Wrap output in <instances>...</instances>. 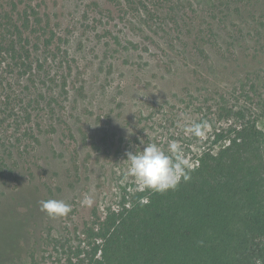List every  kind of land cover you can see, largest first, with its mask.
Returning a JSON list of instances; mask_svg holds the SVG:
<instances>
[{"label": "rangeland", "instance_id": "374dc122", "mask_svg": "<svg viewBox=\"0 0 264 264\" xmlns=\"http://www.w3.org/2000/svg\"><path fill=\"white\" fill-rule=\"evenodd\" d=\"M31 4L53 52L0 85V264H86L100 222L142 191L126 160L141 140L196 164L238 110L264 129V0ZM49 199L71 211L49 216Z\"/></svg>", "mask_w": 264, "mask_h": 264}, {"label": "trees", "instance_id": "16d2710c", "mask_svg": "<svg viewBox=\"0 0 264 264\" xmlns=\"http://www.w3.org/2000/svg\"><path fill=\"white\" fill-rule=\"evenodd\" d=\"M31 1L0 4V85L35 74L53 52L55 34L42 39ZM235 113L237 122L214 131L212 144L225 143L189 163L188 180L164 193L143 189L107 214L86 264H264V129Z\"/></svg>", "mask_w": 264, "mask_h": 264}, {"label": "clouds", "instance_id": "9594fccd", "mask_svg": "<svg viewBox=\"0 0 264 264\" xmlns=\"http://www.w3.org/2000/svg\"><path fill=\"white\" fill-rule=\"evenodd\" d=\"M200 124H193L186 127L185 131L190 134L199 135ZM128 132L131 133V131ZM143 145L142 150L126 152L128 161L127 172L134 177L138 185L143 189H151L154 192L164 193L168 190H175L181 180H188L189 162L184 158L181 146L173 141L168 149H163L156 143ZM92 200L88 197L82 201L84 205H91ZM41 208L53 218L64 216L71 211L70 205L63 200L49 199L41 202Z\"/></svg>", "mask_w": 264, "mask_h": 264}]
</instances>
